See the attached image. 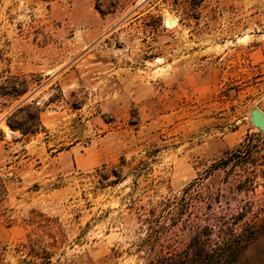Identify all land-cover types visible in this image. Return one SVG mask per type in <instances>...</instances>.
I'll list each match as a JSON object with an SVG mask.
<instances>
[{
  "label": "rangeland",
  "instance_id": "rangeland-1",
  "mask_svg": "<svg viewBox=\"0 0 264 264\" xmlns=\"http://www.w3.org/2000/svg\"><path fill=\"white\" fill-rule=\"evenodd\" d=\"M117 4L0 0V71L40 79L42 110L11 138L0 112V264L36 225L58 245L44 264H147L218 221L256 232L241 264H264V0Z\"/></svg>",
  "mask_w": 264,
  "mask_h": 264
},
{
  "label": "trees",
  "instance_id": "trees-1",
  "mask_svg": "<svg viewBox=\"0 0 264 264\" xmlns=\"http://www.w3.org/2000/svg\"><path fill=\"white\" fill-rule=\"evenodd\" d=\"M118 0L106 2L105 0H94V8L101 14L113 13L117 8ZM3 51L0 50V61ZM6 60V59H5ZM11 59H7V67L0 71V98H9L18 101L11 107L12 101L2 103L0 112L6 111L4 115L5 124L12 130H19L22 136L36 133L41 127V108L35 100L29 102L24 98L32 88L33 84H39L40 79H31L21 71L11 72ZM11 107V108H10ZM264 140V135L258 132ZM245 143H241L238 149L226 151L222 157L224 163L239 159L246 152ZM115 179L109 184L117 183L120 174L112 171ZM108 177H105V179ZM264 227L262 221L257 228ZM246 229L234 233L226 224L217 222V232L213 240L208 239L204 228L194 231L186 244L179 252L161 257H152L147 264H241V257L253 239L256 232L250 237L245 236ZM256 235V236H255ZM49 238V241H46ZM58 249L57 241L51 229L47 226L36 225L33 231L27 235V241L19 243L17 252L21 255L22 264H44L50 262Z\"/></svg>",
  "mask_w": 264,
  "mask_h": 264
},
{
  "label": "water",
  "instance_id": "water-1",
  "mask_svg": "<svg viewBox=\"0 0 264 264\" xmlns=\"http://www.w3.org/2000/svg\"><path fill=\"white\" fill-rule=\"evenodd\" d=\"M167 23L169 26H173L176 24V20L169 19ZM249 121L261 132L262 135H264V112L256 107L252 108L250 111Z\"/></svg>",
  "mask_w": 264,
  "mask_h": 264
},
{
  "label": "built area",
  "instance_id": "built-area-1",
  "mask_svg": "<svg viewBox=\"0 0 264 264\" xmlns=\"http://www.w3.org/2000/svg\"><path fill=\"white\" fill-rule=\"evenodd\" d=\"M17 132L12 129H7L5 131V135L8 137H15L17 136ZM10 174V172L3 171V169L0 167V190L4 187L5 178Z\"/></svg>",
  "mask_w": 264,
  "mask_h": 264
},
{
  "label": "crops",
  "instance_id": "crops-1",
  "mask_svg": "<svg viewBox=\"0 0 264 264\" xmlns=\"http://www.w3.org/2000/svg\"><path fill=\"white\" fill-rule=\"evenodd\" d=\"M30 94H31V91L28 94H26L24 97L27 98Z\"/></svg>",
  "mask_w": 264,
  "mask_h": 264
}]
</instances>
